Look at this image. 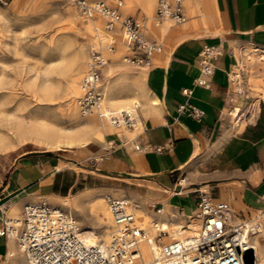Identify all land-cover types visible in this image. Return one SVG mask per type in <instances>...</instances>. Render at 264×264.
Returning a JSON list of instances; mask_svg holds the SVG:
<instances>
[{
  "label": "crops",
  "instance_id": "obj_1",
  "mask_svg": "<svg viewBox=\"0 0 264 264\" xmlns=\"http://www.w3.org/2000/svg\"><path fill=\"white\" fill-rule=\"evenodd\" d=\"M194 1L196 12L183 4L185 20L150 38L162 47L158 39L165 40L164 51L148 65L133 66L124 80L141 82L140 128L128 130L132 136L125 142L109 138L102 147L92 141L1 154L0 218L21 213L26 203L43 197L57 205V198L86 190L102 198L112 192L128 197L161 222L186 221L203 195L227 202L231 223L264 212V107L259 100L264 99V0ZM188 17L195 22L189 24ZM202 28L205 33L198 32ZM206 47L218 52L209 87L194 84ZM247 85L251 94L259 90L260 95L246 101L247 94L234 91ZM183 88L192 92L184 94ZM246 102L249 110L243 111ZM191 107L202 114L192 116ZM109 142L112 147L105 149ZM73 209L86 224L83 213ZM8 243L0 237V259Z\"/></svg>",
  "mask_w": 264,
  "mask_h": 264
},
{
  "label": "built area",
  "instance_id": "obj_2",
  "mask_svg": "<svg viewBox=\"0 0 264 264\" xmlns=\"http://www.w3.org/2000/svg\"><path fill=\"white\" fill-rule=\"evenodd\" d=\"M73 1L81 14L87 17L97 15L103 19V26L95 33L91 43L86 72L81 81L77 101L80 112L85 114L95 110L101 122L107 121L116 128L139 129L141 121L136 102L126 109L104 110L101 107L100 82L103 78L102 68L107 62L104 49L112 50L116 47L115 33L119 29L121 41L128 48L124 60L135 65H148L153 54L161 51V43L142 33L138 19L122 15V0H114L113 5L105 0ZM165 18H170L175 23L184 21L183 0H156L155 21L161 22ZM217 53L210 47L202 50L200 74L194 79V84L210 86L212 61ZM234 91L243 94L244 87ZM191 92V88L182 89L184 94ZM189 113L199 117L202 110L191 107ZM112 145L109 142L105 149ZM135 148L139 149V144ZM105 200L112 225L104 242H86L72 215L46 200L26 203L17 216L1 217L0 237L6 241H14L24 259L31 264H246L243 254L250 247L246 240L239 238L242 226L231 224L232 211L227 202H217L205 195L201 196L195 210L196 218L200 219L196 231L183 238L174 236L163 242L161 240L166 235L184 232L169 231L166 226H171V220L165 224L152 220L151 226L155 232L151 235L141 216L136 214V204L130 198L108 194ZM151 207L158 214L162 212L161 206ZM187 223L180 222L183 225L181 227ZM143 242L152 250L153 256L150 259L143 256ZM253 256L255 264L254 251Z\"/></svg>",
  "mask_w": 264,
  "mask_h": 264
},
{
  "label": "bare ground",
  "instance_id": "obj_3",
  "mask_svg": "<svg viewBox=\"0 0 264 264\" xmlns=\"http://www.w3.org/2000/svg\"><path fill=\"white\" fill-rule=\"evenodd\" d=\"M130 3L138 5L141 8L142 16H140V21L143 22L141 30L149 39L152 37L145 34V30L151 36L154 35L158 37L156 34L157 31L164 34L171 27L169 22V20H171L170 18H165L161 22L155 21L154 11L156 0H126V5ZM10 4L12 6L10 9H2L0 7V18H5V16L15 11L18 13H25L29 11H38L44 7L42 0H12ZM183 4L185 9L192 13L196 12L199 8L194 0H183ZM24 6H26L25 9L22 8ZM125 7L126 6L120 8L122 12H126ZM71 12L76 15L73 10H71ZM100 20L103 21V19L97 15L82 19L86 39H88L90 33L99 32L98 23ZM188 20L189 24L195 22L190 21L189 17ZM115 37L117 41L116 53H111L108 49H104V53L108 59L102 68L104 77L100 82V90L102 93L101 107L104 110L126 109L134 102L141 105V99L143 98L141 82L134 80L129 84L124 83L128 73L135 69L136 66H127L122 63L120 54L128 52V48L121 41L119 29L116 31ZM123 61L125 62L124 57ZM86 64L85 45H78L69 58H66L65 54L60 56L59 63L52 67L51 70L45 72L41 80L37 76H30L28 87L32 89L33 96L38 97L37 100L39 102L46 100L51 103L54 100L57 101L58 98L60 99L58 102L59 110L51 115L46 111H42V103H39V108L28 107L27 103H20L16 107H12L10 98L7 97V94L2 92L5 86L4 76L1 73L2 71H0V152L15 149L26 142H31L35 145H41L47 148L59 149L61 147L74 148L84 146L92 141L98 143L103 142L104 144L109 138H117L121 142H125L130 138V133L127 129L116 128L107 121L101 122L95 110L85 114L80 112L78 104L76 103L78 98L76 99V97L80 94L81 81L85 73L82 78H80V76L82 72H86ZM231 74L234 78L238 76V74L233 71ZM59 92H62L61 95ZM57 199H61L65 205L71 204L78 212L89 215L94 226L96 225L100 228V233L97 234L91 226L89 227L86 224L83 225L79 218L77 222L74 215H72L76 222L81 224V227H79L81 237L86 242L93 243L96 242L97 239L104 242L107 239L108 229L106 228V224L110 222V211L106 209L102 197H97L94 192L86 190L72 197H61ZM132 202L136 204L135 211L139 210L143 217L149 216L148 212L141 205L134 200H132ZM195 213L196 212L189 217V222L183 228L181 227L183 225L176 221H172L171 226L168 225L166 227H168L171 232L179 230L182 233H187V235L193 233L200 225V219L196 218ZM162 222L163 224L166 223V221ZM232 223L233 225L242 226L239 238L246 240L249 247L254 251L255 264H260V260L264 258V249L260 244L258 235L255 234L256 232H260L261 235H264V218L260 220L257 219L256 216H253L250 217L249 220H244L241 223ZM183 235L185 234H169L163 238H173L174 236L183 238ZM141 251L145 259H150L153 256L152 250L144 242L141 244ZM0 264L31 263L24 259L16 243L14 241H9L6 255L0 261Z\"/></svg>",
  "mask_w": 264,
  "mask_h": 264
},
{
  "label": "rangeland",
  "instance_id": "obj_4",
  "mask_svg": "<svg viewBox=\"0 0 264 264\" xmlns=\"http://www.w3.org/2000/svg\"><path fill=\"white\" fill-rule=\"evenodd\" d=\"M11 1L12 0H0V7L2 9H10L12 7L10 4ZM105 1L109 5L114 4V0H105ZM122 1L123 3L121 7L126 6L125 7L126 12H122L120 9L122 15H131L134 18L138 19V21H140V16H142L141 8L133 3L126 5V0H122ZM42 3L44 7L38 11H29L25 13H18L15 11L5 16V18H0L1 21L0 22V61H1L0 71H2L1 73L4 76V86H5L2 89V92L7 94V97L10 98L12 107H16L20 103H27L28 107L39 108L40 105L39 103H42L43 104V108H41L42 111H46L51 115L59 110L58 102L60 101V99L58 98L59 100L58 99L57 101L54 100L51 103L49 101L47 102L46 100H45L46 102L45 101L39 102L37 100L38 97L33 96L32 89L28 87L30 83V79H29L30 76H37L41 80V78L44 77L45 72L51 70L52 67H54L59 63L60 56L65 54L66 58H69L72 55L74 49L78 45H85L86 62H87L90 46L93 41L95 33L94 32L93 34L90 33L88 39H86L85 29H84V25L82 24V19H86L89 17L79 12L73 0H42ZM22 8L25 9L26 6ZM71 10H73V12H75L76 15H74L71 12ZM171 20H169V22L172 25L174 21L172 20L173 21L172 22ZM98 24H99L98 31H100L103 26V21L100 20ZM140 24L142 27L143 22L140 21ZM205 31L206 29L202 28L198 32L205 33ZM145 34H147L152 38L154 37V35L151 36L150 34H148L146 30H145ZM158 41H161L163 43V47L161 51L158 52V53H162L166 45L168 44L165 40L162 39H158ZM249 48L251 49V46H249ZM116 51H117V43H116V47L109 52L116 53ZM125 53L127 52H123L120 54L122 63L127 66L128 65L132 67L135 66V64H131V63H127L126 61L125 62L123 61V57ZM158 53H155L152 57H154ZM3 65L5 66V68ZM84 73L85 71L82 72L80 78L83 77ZM245 80H246V74L243 73L241 78L242 85H246ZM252 91L253 89L249 88L248 85L247 87L244 88V93L249 96L248 98H246V101L251 99V97L253 96L256 97L260 95L259 90L256 91L255 94H251ZM79 95H77L76 99L79 98ZM239 95H243V94H239ZM259 100H260V107H264V99L260 98ZM242 110L243 111L249 110L248 102H246L245 107ZM242 121L246 122L245 120ZM131 136L132 134H130V137ZM96 143L99 144L101 147L103 146V142L101 143L96 142ZM28 147L36 148V149H55V148H47L41 145H35L31 142H26L20 145L19 147L15 148V150L16 152L18 151L20 152ZM63 148L65 147H61L59 149H63ZM6 152H0V155ZM95 156L97 158L99 157V154ZM111 194L114 197H122L121 195H117L116 193L113 192ZM41 200H46L52 205L54 204L49 200V198L46 197L41 198ZM103 203L106 209L108 210V206L104 196H103ZM137 203L140 205L139 202ZM66 205L63 204L61 199L58 200L57 202V206L65 210L68 208L71 209L76 216V212L74 211L71 204H69L68 206ZM136 213L139 216H141V218H143L144 224L148 227L150 232H152L151 234H154L155 231L151 226L152 218L150 216L143 217V215L139 210H136ZM19 214H20V210H17L14 213H12L11 216H17ZM263 215L264 212L254 216H256L257 219L262 220L264 218ZM83 217L86 218V220H88L86 225H88L89 227L91 226L96 231V233L99 234L100 228L96 225L94 226L91 217L87 214L86 215L83 214ZM75 218L78 222L77 216ZM189 220L190 219H187L186 221L181 220L179 222L185 223V222H189ZM244 220H249V218L237 220L235 221L236 223L234 222V224H237L239 222L241 223ZM78 225L79 227H81V224L78 223ZM111 225H112V217L110 214V222L106 224V228L108 229V231ZM184 234L187 235V233ZM255 235H258V239L260 240L261 243L264 244V235H261L260 232H256ZM170 239L171 237L165 239L162 238L161 241L167 242ZM9 241L10 240H8V242ZM97 241L102 242V240L100 239H97ZM2 259L3 258H1L0 261ZM260 264H264V258L260 260Z\"/></svg>",
  "mask_w": 264,
  "mask_h": 264
},
{
  "label": "water",
  "instance_id": "obj_5",
  "mask_svg": "<svg viewBox=\"0 0 264 264\" xmlns=\"http://www.w3.org/2000/svg\"><path fill=\"white\" fill-rule=\"evenodd\" d=\"M243 258L246 264H253L254 256L252 248H248L247 250H245Z\"/></svg>",
  "mask_w": 264,
  "mask_h": 264
}]
</instances>
